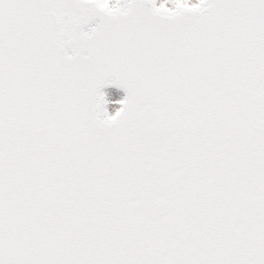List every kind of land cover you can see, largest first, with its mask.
Segmentation results:
<instances>
[{"label": "snow or ice", "instance_id": "snow-or-ice-1", "mask_svg": "<svg viewBox=\"0 0 264 264\" xmlns=\"http://www.w3.org/2000/svg\"><path fill=\"white\" fill-rule=\"evenodd\" d=\"M0 264H264V0H0Z\"/></svg>", "mask_w": 264, "mask_h": 264}, {"label": "water", "instance_id": "water-1", "mask_svg": "<svg viewBox=\"0 0 264 264\" xmlns=\"http://www.w3.org/2000/svg\"><path fill=\"white\" fill-rule=\"evenodd\" d=\"M105 91H108V90L105 89ZM123 95H124L123 92H121V97H123ZM109 111L111 112V107H109Z\"/></svg>", "mask_w": 264, "mask_h": 264}]
</instances>
